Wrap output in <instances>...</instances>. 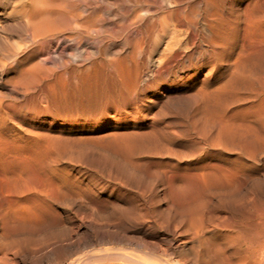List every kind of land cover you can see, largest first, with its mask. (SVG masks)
Instances as JSON below:
<instances>
[{
    "label": "rangeland",
    "instance_id": "obj_1",
    "mask_svg": "<svg viewBox=\"0 0 264 264\" xmlns=\"http://www.w3.org/2000/svg\"><path fill=\"white\" fill-rule=\"evenodd\" d=\"M195 1L197 2L180 0V8L186 6L180 10V48L173 54L167 53L170 58L167 57L160 65L161 59L158 56L166 54L162 48V52L159 49L160 52L153 53L154 60L147 53V64L145 63L143 70L139 72L137 68L131 67L124 71L128 73L126 78L123 75L125 82L116 72L102 65L92 66L91 71L80 67L79 72L85 71L84 73H79L78 67L75 69L78 77L76 73H72L75 70L56 64L59 62L58 55H53L44 63L48 66L51 63L54 69L50 73H55L51 75L54 78L59 76L60 67V73L65 74L60 76H64L65 80L69 78L67 84H64L63 78L48 80V83L46 80H38L40 83L36 80L27 83L20 80V84L17 73H20L24 63L13 59L18 56L0 64V175L1 178L9 174L14 176L4 177V180L8 179L6 182L0 180V195L4 193L3 198H17L18 202H14V205L10 203L13 198L4 200L0 196V209L4 207L5 212V209L7 211L12 207L9 212L0 211V218L3 217V220L0 219V241L3 237L4 240L9 239V242L17 241L21 249L15 256L17 264H141L120 259L118 251L123 250L121 245L124 249L130 246L121 240V236H133L136 234L131 231L135 227L133 224L139 221L149 223L150 219L158 222V229H149L150 240L159 241V253L173 264H264V119L258 113L259 108H264V35L261 32L264 31V0H208L206 6H198L197 3V7L194 6ZM215 2L222 4V7ZM188 5L193 11L197 9V13L206 9L207 16L200 12V18L204 16L207 19H203L209 21L205 22L209 33L207 30H203L204 33L199 30L196 34L191 31L190 19L195 20L196 13L189 11L191 8ZM218 8L223 10L220 11L222 14L218 12ZM207 9L215 13L216 17L213 14L211 16ZM0 10L2 25L6 14H3L1 6ZM220 14H224V18ZM252 21L253 24L257 23L259 31ZM213 22L219 26L213 25ZM209 24L213 26L210 27ZM251 24V30L255 29L254 32L258 35L261 33L260 37L252 35L248 29ZM213 28L217 29V34ZM251 35L253 39L250 40ZM205 38L210 39V42ZM184 39L188 41L183 42ZM243 41L245 45H242ZM255 44L260 48L263 45L260 49L255 48ZM249 45H253L255 50ZM256 49L261 50L258 55L255 53L258 52ZM235 50L237 53L246 51L247 55H243L253 58L246 61L245 56L239 57L242 52L237 54ZM232 60H236L234 64ZM167 61L172 62L169 64ZM236 63L243 64L239 66L243 71L232 66H238ZM21 64L22 67H19ZM159 66L161 70L157 71ZM135 71L139 73L136 74ZM231 71L233 76H229ZM234 71L239 74L234 75ZM75 75L78 78H74ZM14 76L18 77L15 81ZM127 79L132 84L136 81L138 83L133 86ZM29 82L33 85L26 86ZM131 85L134 88L129 89ZM258 86L263 87L262 93ZM131 89H135V92ZM256 89H260V92L255 91ZM256 95L261 96L257 98ZM227 112L235 115V122L240 118L235 130L237 128L238 131L239 125L240 129L244 128L243 124L246 122L243 135H239L240 129L239 134L233 130L237 134L235 136L230 135L232 132L225 134L220 128L221 132L218 133L217 126H220L216 119ZM244 114L247 116L245 122L241 119H244ZM212 122H215L216 127ZM247 122L253 126L249 128ZM247 127L250 130H246ZM216 130L221 135L220 141ZM221 133L231 137L226 138ZM212 134L218 137L215 138L216 141ZM20 158L29 161L34 165L33 168L38 167L36 175L40 173L37 180L33 179L36 183L33 184L34 181L31 180L26 181L27 186L25 183L21 186L24 187V192L19 188L24 174L20 173L22 177L11 169V165L24 161ZM15 174L19 176L15 177ZM15 178L22 180L18 182ZM25 178L24 180H29ZM8 181H12L13 185L14 182L19 184V187H14L23 193L14 191L13 185L9 186L13 191L8 189ZM40 181L42 184H39ZM4 183L7 184L1 185ZM28 186L26 191L25 187ZM46 186L48 191L45 190ZM57 188L60 189L59 195L55 192ZM7 190L12 192H5ZM50 190L51 193L54 190L55 198L53 193V198L50 197ZM29 198L33 200L30 201ZM18 199L25 204L22 205ZM33 201L39 204L35 207L32 205ZM7 203V208L11 204L8 209L4 205ZM12 205L19 209L15 207L14 210ZM175 217L184 218L193 231L205 229L204 233L201 232V242L198 237H193L192 232L181 233L180 226H175ZM2 221L5 222L4 225ZM171 228L174 229L171 231ZM133 237L139 240L138 235ZM33 242L36 244L32 246L30 243ZM149 247L152 246L143 243V249ZM27 249H31L34 255L29 254V257Z\"/></svg>",
    "mask_w": 264,
    "mask_h": 264
},
{
    "label": "bare ground",
    "instance_id": "obj_2",
    "mask_svg": "<svg viewBox=\"0 0 264 264\" xmlns=\"http://www.w3.org/2000/svg\"><path fill=\"white\" fill-rule=\"evenodd\" d=\"M186 0H184L185 2ZM188 1V0H187ZM210 1V0H209ZM213 1V0H212ZM218 1V0H217ZM221 1V0H220ZM219 1V2H220ZM224 1V0H223ZM183 1H181L182 3ZM192 2V1H191ZM194 2V0H193ZM196 2V1H195ZM214 2V1H213ZM231 2V1H230ZM189 3V2H188ZM198 3V6L201 5V4H207L208 3V0H197L196 3H194V6H196L195 4ZM217 3V2H215ZM224 3V2H223ZM185 4V3H184ZM205 4V6H206ZM220 4V3H219ZM217 3V5H219ZM187 5V4H186ZM0 6L1 8L3 9V14H6V18H4V22L0 25V64H4V62L7 60V59H11L13 56H18L17 58H13V59H16L17 62H20V63H24L23 65V68H21V70L19 71L20 73H17L18 74V77L20 78L18 80V82L20 83V80H25V82L27 83V81H38V80H46V83H48L47 81L48 80H53V79H61L63 78L64 76H60V67H58V70H59V73L58 75L60 76H54L52 77L51 75L55 74V73H52L53 72V69L52 68L53 66L49 64L46 65L44 62H46V60H48L49 58H51L53 55H58V60L59 62L56 63V60L54 63L58 64L60 63L62 65V67L64 68H71L73 70H75L76 68L79 67V70L78 72L80 71V67H84L86 69H82V70H88L92 69V66H103V67H106V68H110L111 70H113L114 72H116V74H118V77H120V79H123L124 81V74H125V78L128 77L126 74H128L127 72L125 73L124 71L127 69H130L131 67H135L137 68L136 70L140 72V70H143L144 69V65H145V61H146V54L147 53H150L149 54V57L154 60L152 58L153 56V53H155L156 51H159V49L161 50V48L163 49V52L166 53L165 55L163 54V56L160 57L158 56L160 60V63L158 65H160L162 63V61L164 62L165 59L168 57V54H173L174 52H176V50H178L180 48V42H181V35H180V10H183L186 6L184 5V8H180V0H0ZM183 6V4H182ZM190 6V5H188ZM192 6V4H191ZM190 6V10L189 11H193L192 7ZM204 6V5H203ZM202 6V7H203ZM222 7V4L219 5V7ZM231 6V5H230ZM197 7V6H196ZM208 7V6H207ZM210 7H211V4H210ZM213 7V6H212ZM235 7V6H234ZM200 9H202L200 7ZM213 9V8H212ZM229 9V8H228ZM196 11H193L195 12V16L194 18L196 17V19H190L192 22L190 23V26L189 28L191 29V31L196 34L200 31L203 32V30H207L209 27H207L208 25H206L205 21L207 18L202 16L203 18H200L201 16V13L202 11H199L197 9H195ZM208 10V9H207ZM215 10V9H214ZM218 12L220 11H223L221 9L218 8ZM1 11V10H0ZM206 11V9H205ZM202 12V13H205ZM209 11V10H208ZM216 11V10H215ZM210 12V11H209ZM227 12V11H226ZM225 12V13H226ZM233 12V11H232ZM236 13V11H234ZM239 12V11H238ZM189 13V12H188ZM211 16L213 14V17L215 15L216 17V14L215 13H212L210 12ZM217 13V11H216ZM221 13V12H220ZM231 13V12H230ZM190 14V13H189ZM192 14V12H191ZM222 14V13H221ZM220 14V15H221ZM246 14V13H245ZM187 15V14H186ZM204 15V14H203ZM218 15V14H217ZM224 15V14H223ZM223 15H221L223 17ZM237 15V14H236ZM248 15V13L246 14ZM205 16L206 13H205ZM211 16L209 18H211ZM189 17V16H188ZM188 17H187V20H188ZM191 17V16H190ZM189 17V18H190ZM230 17V16H229ZM239 18V16H237ZM247 17V16H246ZM248 17L251 19V16L248 15ZM193 18V17H192ZM221 17H219L220 19ZM224 18V17H223ZM264 18V17H263ZM215 19V18H214ZM229 19V18H228ZM240 19V18H239ZM2 20V21H3ZM194 20V21H193ZM212 20V19H210ZM217 20V18L215 19ZM225 20V19H223ZM252 20L254 21V18L252 17ZM256 20V18H255ZM189 21V20H188ZM219 21V20H218ZM227 21V20H226ZM249 21V20H248ZM247 21V22H248ZM253 21L251 22L253 24ZM209 22V21H208ZM224 22V21H223ZM232 22V21H231ZM246 22V23H247ZM257 22V21H256ZM260 22V21H258ZM221 23V22H220ZM219 23V24H220ZM227 23V22H226ZM241 23V22H240ZM245 23V22H244ZM250 23V21H249ZM182 24V23H181ZM208 24V23H207ZM213 25L215 24L214 22L212 23ZM212 24H209L212 25ZM233 24V22H232ZM231 24V25H232ZM238 24V23H237ZM235 23V25H237ZM252 24L251 26H249L248 29H250V32L252 33V35L254 37H260L261 36V33H259L258 31L260 30L259 27L257 28L256 24L257 23H254L253 25L257 28V32L259 33V35L254 32V30L252 31L251 28H252ZM185 25V24H184ZM212 25V26H213ZM217 24H215L216 26ZM225 25V24H224ZM223 25V26H224ZM233 25V26H235ZM247 26V24H245ZM250 25V24H249ZM187 26V25H185ZM210 26V27H212ZM219 26V25H217ZM232 26V27H233ZM238 26V25H237ZM237 26H236V29H237ZM251 27V28H250ZM187 28V27H186ZM220 28V27H219ZM218 28V29H219ZM244 28H247V27H244ZM215 28H213V31H215V34L217 29L214 30ZM221 29H222V25H221ZM224 29V27H223ZM239 29V28H238ZM247 29V30H248ZM212 30V28H211ZM220 30V29H219ZM212 31V32H213ZM223 30H221L220 32H222ZM225 31V29H224ZM231 31V30H230ZM237 31V30H236ZM239 31V30H238ZM246 31V30H245ZM244 31V35L246 34ZM249 31V30H248ZM256 31V30H255ZM208 32V30H207ZM219 32V33H220ZM256 33V34H253ZM263 32V35H264V31H261ZM206 33V32H205ZM209 33V32H208ZM223 33V32H222ZM234 33V32H233ZM249 33V32H248ZM214 34V33H213ZM212 34V35H213ZM231 34V33H230ZM242 34V35H243ZM207 35V33H206ZM222 35V34H221ZM223 35L225 36L226 34L223 33ZM251 35V36H252ZM258 35V36H257ZM196 36V35H194ZM208 36V35H207ZM210 36V35H209ZM218 36H220L218 34ZM229 36V35H228ZM253 36L250 37V40L251 38L253 39ZM211 37V36H210ZM216 37V36H215ZM248 37V36H247ZM246 37V38H247ZM191 38V37H190ZM196 38V37H195ZM198 38V37H197ZM221 38V36H220ZM230 38V37H229ZM243 38V37H242ZM262 38H264V36H262ZM193 39V38H192ZM208 40V38H205ZM257 40H260L259 38H256ZM255 39V40H256ZM185 40L187 39H184L183 42H185ZM195 40V39H194ZM200 40V39H198ZM227 40V39H226ZM245 40V39H244ZM254 40V41H255ZM31 41V43H30ZM188 41V40H187ZM186 41V43H188ZM218 41V39H217ZM233 41V39H232ZM235 41V40H234ZM192 42V40H191ZM198 42V41H196ZM210 42V41H209ZM212 42V41H211ZM245 41H243L244 43ZM253 42V41H252ZM250 42V44L252 43ZM257 42V41H256ZM263 42H264V39H263ZM201 44V41L199 42ZM218 43V42H217ZM225 42H223L224 44ZM242 45H245V43ZM255 43V42H253ZM252 43V44H253ZM257 43H262V42H257ZM185 44V43H184ZM193 44V43H191ZM189 45V46H192V45ZM199 44V45H200ZM216 44V42H215ZM220 44V43H219ZM226 44V43H225ZM258 44V45H259ZM183 45V44H182ZM186 45V44H185ZM194 45V44H193ZM203 45V44H201ZM218 45V44H217ZM221 45V44H220ZM262 45L261 44V48H262ZM187 46V45H186ZM188 46V47H189ZM205 46V45H204ZM241 46V45H240ZM239 46V47H240ZM247 46V45H246ZM249 46H252V48L254 49V46L253 45H249ZM257 44H255V48H260V46H257ZM187 47V48H188ZM194 47V46H193ZM215 47V46H213ZM219 47V46H218ZM264 47V45H263ZM183 48V46L181 47ZM200 48V47H199ZM210 48V47H209ZM260 48V49H261ZM190 49V48H189ZM192 49V48H191ZM196 49V48H195ZM198 49V48H197ZM206 49V48H204ZM217 49V48H216ZM233 49V48H232ZM252 49V51H253ZM260 49H256L258 50V52H255L257 53V55L260 53L259 50ZM264 49V48H262ZM188 50V49H187ZM202 50V49H201ZM227 50V49H226ZM255 50V49H254ZM212 53H213V50H211ZM236 51V50H235ZM261 51V50H260ZM263 51V50H262ZM160 52V51H159ZM162 52V50H161ZM188 52V51H187ZM191 52V51H190ZM193 52V51H192ZM191 52V53H192ZM196 52V51H195ZM199 52V50H198ZM210 52V51H209ZM220 52V51H219ZM242 52V51H241ZM239 52V53H241ZM168 53V54H167ZM202 55H204L203 53L204 52H201ZM206 53V52H205ZM234 53V52H233ZM232 53V54H233ZM237 53V51H236ZM237 53V54H239ZM244 53H246L247 55V52L245 51ZM243 52L241 54H239V57L241 56H245L246 58V55H243L244 54ZM264 53V52H263ZM263 53H261L260 55H263ZM160 54V53H159ZM162 54V53H161ZM182 54V53H181ZM198 54V53H197ZM195 53V55H197ZM211 54V52H210ZM214 54V53H213ZM212 54V55H213ZM229 54V53H228ZM237 54H236V57H237ZM183 55V54H182ZM182 55L180 57H182ZM189 55V54H188ZM217 55V54H216ZM241 55V56H240ZM177 56V55H176ZM210 56V55H209ZM215 56V55H214ZM222 56V55H221ZM219 56V57H221ZM225 55H223L224 57ZM249 56V54H248ZM154 57V56H153ZM157 57V56H156ZM173 57V56H172ZM171 57V58H172ZM202 57V56H201ZM200 57V58H201ZM216 57V56H215ZM231 57V56H229ZM251 56L247 57L246 58V61L247 59H249ZM260 57V56H259ZM170 58V57H168ZM183 58V57H182ZM228 58V57H227ZM234 58V56H233ZM244 58V57H243ZM242 58V59H243ZM245 58L243 59L245 61ZM253 58V57H251ZM250 58V59H251ZM9 59V60H10ZM12 59V60H13ZM148 59V58H147ZM180 59V58H179ZM195 59V58H194ZM216 59V58H215ZM223 59V58H221ZM229 59V58H228ZM235 59V58H234ZM233 59V60H234ZM239 61H241V58H238ZM11 60V61H12ZM157 60V59H156ZM170 60V59H169ZM201 60V59H200ZM226 60V59H225ZM224 60V61H225ZM231 60V59H230ZM232 60V63L235 61ZM159 61V60H158ZM195 61V60H194ZM216 61V60H215ZM223 61V60H222ZM238 61V60H237ZM13 62V61H12ZM49 62V61H48ZM156 62V61H154ZM169 63V61H167ZM172 62V61H171ZM170 62V63H171ZM181 62V61H180ZM186 62V61H185ZM214 62V61H213ZM227 62V60H226ZM229 62V61H228ZM8 63V62H7ZM15 63V62H13ZM12 63V64H13ZM26 63V64H25ZM150 63V62H149ZM169 63V64H170ZM174 63V61H173ZM172 63V65H173ZM190 63V61H189ZM231 63V62H230ZM231 63V64H232ZM233 63V64H234ZM11 64V63H10ZM147 64V63H146ZM213 64V63H212ZM238 64V63H236ZM242 63H240L241 65ZM16 65V64H15ZM178 65V64H177ZM191 65V64H190ZM238 64L237 65H232L233 67L236 66L238 68V71H239V66ZM243 65V64H242ZM14 66V65H13ZM181 66V65H179ZM229 66V65H228ZM18 67V66H16ZM19 67H22V64L21 66ZM55 67V66H54ZM90 67V68H89ZM146 67V66H145ZM164 68V65L162 66ZM167 67V66H166ZM165 67V68H166ZM204 67V66H203ZM210 67V65H209ZM236 67L234 68V70H236ZM241 67V66H240ZM62 68V69H63ZM96 68V67H95ZM100 68V67H99ZM153 68V67H152ZM157 68V66L155 67ZM160 69H157L158 70H161V67L159 66ZM176 68V67H175ZM224 68V67H223ZM18 69V68H17ZM52 69V72L50 73V70ZM56 69V67H55ZM98 69V67H97ZM151 69V68H150ZM154 69V68H153ZM171 69V68H170ZM195 69V67H194ZM211 69H214V68H211ZM231 69V68H230ZM245 69V68H244ZM66 70V69H64ZM63 70V71H64ZM105 70V69H104ZM108 70V69H107ZM179 70V69H178ZM228 70V69H227ZM233 70V68H232ZM241 71H243V69L241 68L240 69ZM246 70V69H245ZM244 70V71H245ZM250 71V69H248ZM61 71V72H63ZM77 70H75V72H72V73H76ZM89 71V70H88ZM106 71V70H105ZM130 71V70H128ZM147 71V70H146ZM149 71V70H148ZM155 71V70H153ZM208 71V70H207ZM210 71V70H209ZM229 71V70H228ZM83 72V71H81ZM79 72V73H81ZM85 72V71H84ZM83 72V73H84ZM109 72V71H108ZM112 72V71H111ZM113 72V73H114ZM124 72V73H123ZM136 72V71H135ZM139 72H136V74H138ZM161 72V71H160ZM172 72V71H171ZM236 72V71H234ZM68 72H66L67 74ZM87 73V72H86ZM85 73V74H86ZM89 73V72H88ZM87 73V74H88ZM107 73V72H106ZM113 73H110L113 74ZM130 73V72H129ZM147 73V72H146ZM145 73V74H146ZM163 73V72H162ZM208 73V72H207ZM212 73V72H211ZM229 76H233V71L229 72ZM243 73V72H242ZM241 73V74H242ZM246 72H244L245 74ZM64 74V72L62 73ZM61 74V75H62ZM86 74V75H87ZM115 74V75H116ZM131 74V73H130ZM133 74H134V70H133ZM131 74V76L133 75ZM150 74V72H149ZM165 74V72H164ZM178 74V72H177ZM239 73L236 72V74L234 75H237ZM238 75L239 77L241 76ZM65 75V74H64ZM69 75V74H67ZM76 75H78L76 73ZM73 76L74 78H78L77 76ZM84 74H82L83 76ZM148 75V74H146ZM243 75V74H242ZM247 75V73L245 74ZM262 75V74H261ZM173 76V75H172ZM171 76V77H172ZM244 76V75H243ZM264 76V74H263ZM15 77V79H14ZM12 79H14L13 81L16 80V77L17 76H14ZM17 77V79H18ZM66 77V76H65ZM81 77V76H80ZM85 77V75H84ZM110 77H113L110 76ZM135 77V74L134 76H132V78ZM137 77V76H136ZM149 77V75H148ZM147 77V78H148ZM176 77V76H175ZM68 78V77H67ZM66 78V79H67ZM72 78V77H70ZM115 78V77H114ZM117 78V76H116ZM130 78V79H132ZM65 81L64 84H67L68 82H66L67 80H69V78L67 80H65V78H63ZM81 79V78H80ZM79 79V80H80ZM87 79V78H86ZM85 79V80H86ZM113 79V78H112ZM130 79H127V80H130ZM137 80V78H135ZM134 79V80H135ZM145 79V77H144ZM172 79V78H171ZM72 80V79H70ZM126 80V79H125ZM133 80V79H132ZM133 80V81H134ZM143 80V78H142ZM261 80V79H259ZM35 81V83H36ZM41 81V82H42ZM54 81V80H53ZM78 81V80H76ZM84 81V80H83ZM112 81V80H111ZM120 81V80H119ZM118 81V82H119ZM122 81V82H123ZM139 81V80H138ZM40 83V81H38ZM82 82V81H81ZM125 82V81H124ZM131 82V80L129 81V83ZM137 82V81H136ZM135 82V83H136ZM140 82V81H139ZM22 83V82H21ZM20 83V84H21ZM45 83V81H44ZM43 83V84H44ZM76 83V82H75ZM120 83V82H119ZM133 82L130 83L134 86L135 84ZM138 83V82H137ZM181 83V82H180ZM260 83V82H259ZM258 83V84H259ZM30 84V82L26 85L28 86ZM31 84L33 85V83L31 82ZM30 84V85H31ZM38 84V83H37ZM36 84V85H37ZM41 84V85H43ZM53 84V82H52ZM63 84V83H62ZM46 85V84H45ZM49 85H50V82H49ZM47 84V86H49ZM56 85V84H55ZM126 87H127V82H126ZM131 85L130 88H134L133 86ZM136 85V84H135ZM178 85V84H177ZM261 85V83H260ZM259 85V86H260ZM52 86V85H50ZM130 86V85H129ZM260 89H256L255 91H261V93L263 92L262 88L264 87V85H262L263 87H259ZM178 88V87H177ZM202 88V87H201ZM200 88V89H201ZM203 89V88H202ZM135 90V89H134ZM131 89V91H134ZM259 91V92H260ZM135 92V91H134ZM258 92V93H259ZM257 94V93H256ZM257 96V95H256ZM261 96V95H259ZM257 96V98L259 97ZM263 96V99H264V95L262 94ZM262 99V97H260ZM262 99V100H263ZM258 100V99H257ZM256 100V101H257ZM260 100V102L262 101ZM259 102V101H258ZM256 103V102H255ZM263 105H264V101H262ZM257 104V103H256ZM255 104V105H256ZM261 104V103H260ZM254 105V106H255ZM258 105V104H257ZM261 106V105H260ZM253 107V106H252ZM262 108V106H261ZM247 109V108H246ZM255 109H258L257 107ZM254 110V109H253ZM252 110V111H253ZM260 111H258V113L260 112L262 114V117L264 119V108L263 109H260ZM255 111V110H254ZM233 112H236L233 111ZM242 112V111H241ZM249 112V111H248ZM232 112H230L231 114ZM238 113V112H237ZM244 113H247V112H244ZM251 113V112H250ZM257 113V112H256ZM228 112L227 114H224L222 116H220L221 114H218L220 117H218L216 120H217V123L219 124L220 127L217 126V130H222L225 134H230L229 132H232V134L230 135H234L236 134V132L239 131L240 129V125H239V128H238V131H237V128L236 130L234 129L235 128V125L236 123L238 124V121H239V116H238V121L235 122V119L236 117H234L235 115H230ZM243 114V112L241 113ZM248 114V113H247ZM237 115V114H236ZM239 115V114H238ZM245 115V114H244ZM244 115H241L242 117ZM217 115H215L216 117ZM255 116V115H254ZM254 116H253V119H254ZM257 116V115H256ZM261 116V115H260ZM251 117V116H250ZM261 117V118H262ZM245 118H247V116L245 115L244 119L241 118L243 120V122H245ZM260 119V118H259ZM237 120V118H236ZM247 121V120H246ZM249 121H252V119L250 120L249 118ZM258 121V120H257ZM255 121V122H257ZM216 122V121H215ZM215 122H212L214 123L213 126H215ZM264 121L262 120V123ZM216 123V125H217ZM242 122H239V124H241ZM246 123V122H245ZM243 124V125H247V124ZM248 123V122H247ZM258 123V122H257ZM252 124V123H251ZM250 122L248 123V126L250 128V126H253V124L251 125ZM238 126V125H237ZM244 126V128H245ZM257 126V125H255ZM262 126V125H260ZM216 127V126H215ZM214 127V128H215ZM243 127H241V132L239 134V132L237 134L239 135H243L242 133V130L244 129ZM248 128V127H247ZM246 129V130H250V129ZM264 128V127H262ZM217 130H216V135L219 137H221L220 134V130H219V134H217ZM233 130H235L233 132ZM264 130V129H263ZM244 131V130H243ZM252 131V130H251ZM215 132V131H214ZM224 133H221V134H224ZM242 133V134H241ZM214 134V133H213ZM212 134V137L214 136ZM224 134V135H225ZM236 134V135H237ZM217 136H214V141H216L215 138H218ZM235 136V135H234ZM211 137V138H212ZM220 137L218 138V140L220 139ZM226 137V135H225ZM227 137H231V136H228ZM226 137V138H227ZM237 137V136H236ZM240 137V136H239ZM212 138V140H213ZM223 138V137H222ZM97 140V139H96ZM221 140V139H220ZM219 140V141H220ZM217 141V142H219ZM216 142V143H217ZM218 146V145H217ZM248 153V152H247ZM12 159V158H11ZM22 160H24L23 158H20ZM6 160V159H5ZM17 160V159H15ZM27 160V159H26ZM19 161V160H18ZM17 161V162H18ZM21 161V160H20ZM11 162V161H10ZM9 162V163H10ZM29 161H22L21 163L17 164V165H11V169L13 171H16L17 173H21V174H24L25 177H28V178H25L23 177V175H21L23 177V183L21 184L19 182V180H22V179H19L17 180L15 178V180H17L19 182V184H15L14 182V185L18 186L21 190L23 189V192L25 191L24 187L22 188L21 186L24 184L27 186L26 184V181H34L37 180L36 178L37 174L36 175V171L37 170V166L33 168V166L30 164V162L28 163ZM15 164V162H13ZM32 163V162H31ZM8 164V163H7ZM33 164V163H32ZM42 165V164H41ZM217 165V164H216ZM220 165V164H219ZM5 166V165H4ZM3 166V167H4ZM213 166V165H212ZM41 167V166H40ZM10 168V167H9ZM216 168V167H215ZM43 169V168H42ZM211 169V168H210ZM3 171V170H2ZM7 171V169L5 170ZM199 171V170H198ZM9 174V171H7ZM46 172V171H45ZM43 172V173H45ZM202 172V171H201ZM205 172V171H204ZM5 173V172H4ZM3 173V174H4ZM11 173V172H10ZM38 173V172H37ZM195 173V171H194ZM6 174V173H5ZM47 174V173H45ZM62 174V173H61ZM196 174V173H195ZM202 174V173H201ZM10 175V174H9ZM7 175V176H9ZM12 175V174H11ZM10 175V177H11ZM48 175V174H47ZM203 175V174H202ZM3 176V175H2ZM7 176H3V178H1V175H0V180H4V177L7 178ZM13 176V175H12ZM19 175H16L15 174V177H17ZM50 176V175H48ZM14 177V176H13ZM47 177V176H46ZM234 177V176H233ZM5 178V179H6ZM20 178V177H19ZM25 179H29V180H24ZM48 178V177H47ZM63 177H61L62 179ZM65 178V177H64ZM35 179V180H33ZM51 179L52 176H51ZM230 179V178H229ZM8 180V179H6ZM6 180L2 181V182H6ZM14 180V181H15ZM221 180V179H220ZM226 180V179H225ZM25 181V182H24ZM60 181V180H59ZM58 181V182H59ZM231 181V180H230ZM1 182V181H0ZM9 182V181H8ZM7 182V183H8ZM11 182V183H10ZM8 183V185H6L5 183L4 184H1V185H6L8 189H10L13 185L12 184V181H10ZM39 182V181H38ZM52 182V181H51ZM187 182V181H186ZM17 183V182H16ZM31 183V182H30ZM29 183V184H30ZM65 183V182H63ZM224 183V182H223ZM230 183V182H228ZM10 184V185H9ZM39 184H42L41 181ZM39 184H37L39 186ZM55 184V183H54ZM13 185V187H14ZM32 185V184H30ZM44 185V184H43ZM42 185V186H43ZM62 186V184H60ZM231 185V184H230ZM5 186V187H6ZM9 186H11L9 188ZM41 186V187H42ZM64 186H66V184H64ZM229 186V184H228ZM227 186V187H228ZM1 187V186H0ZM36 187V185H35ZM45 187V186H44ZM43 187V188H44ZM58 187V186H57ZM67 187V186H66ZM226 187V188H227ZM18 188V189H19ZM27 188L26 191L29 189V186L28 187H25ZM63 188V187H62ZM222 188V187H221ZM2 189V188H1ZM6 189V188H4ZM12 189V188H11ZM14 191L16 190V187L13 188ZM12 189V191H13ZM19 189V190H20ZM51 189V188H50ZM65 190V187L63 188ZM62 189V190H63ZM20 190V192H18L16 190V192H18L19 194L20 193H23L22 191ZM44 190V189H43ZM47 190V186H46V189ZM49 190V189H48ZM47 190V191H48ZM58 190V191H57ZM57 190L55 191L57 193V195H59V190L57 188ZM61 190V192H62ZM12 191H5V192H12ZM52 190H50V193H51ZM3 192V190L1 191ZM15 192V193H16ZM33 192V191H32ZM31 192V193H32ZM46 192V191H44ZM43 192V193H44ZM54 190H53V194L55 193ZM60 192V193H61ZM34 193V192H33ZM32 193V194H33ZM52 193L50 194V197L53 198ZM65 193V191H64ZM2 194V193H1ZM14 194V192H13ZM26 194V193H25ZM49 194V192H48ZM73 194V193H72ZM185 194V193H184ZM27 195V194H26ZM30 196H32L31 194H29ZM47 195V193H46ZM56 194H54V198L56 197L55 196ZM62 195V194H61ZM4 196V193L3 195H0ZM24 196V195H23ZM29 196V197H30ZM35 197V195H33ZM64 196V195H63ZM17 197V196H16ZM38 197V196H37ZM49 196L47 198H50ZM10 197H5L3 198L4 200L5 199H9ZM13 198V199H11ZM11 201L10 203L11 204H14V202H16V199H14V197H11ZM33 198V197H31ZM36 198V197H35ZM50 198V199H51ZM1 199V197H0ZM23 199V198H22ZM34 199V198H33ZM31 199V200H33ZM44 199V198H43ZM28 200V198H27ZM30 200V198H29ZM30 200V201H31ZM36 200V199H35ZM41 200H42V196H41ZM40 200V201H41ZM44 200H47V199H44ZM3 201V200H2ZM18 201H20V203L22 202L20 199H18ZM29 201V202H30ZM37 201V200H36ZM38 200V202H40ZM5 202V201H3ZM9 202V200H8ZM28 202V201H26ZM35 201H33L32 205L33 206H37V202L36 205H34ZM6 203V202H5ZM9 203V204H10ZM18 203V202H16ZM19 203V204H20ZM24 203V202H23ZM23 203H21L22 205H24ZM11 204L9 205V207L11 206ZM42 204V203H41ZM41 204H40V207L41 208ZM0 205L1 202H0ZM5 207L8 206V203L7 205L4 204ZM12 205V206H14ZM2 207V206H1ZM8 207V208H9ZM16 206L13 207L14 210ZM20 207V205H19ZM7 208V207H6ZM7 208V209H8ZM17 209L18 206L16 207ZM21 208V207H20ZM38 208V207H37ZM38 208V209H39ZM4 209V207H3ZM3 209H0V211H3ZM12 210V207L9 208ZM8 209V210H9ZM7 210V211H8ZM13 210V211H14ZM6 209H5V212H7ZM12 211V212H13ZM4 212V211H3ZM4 212V213H5ZM9 212V211H8ZM21 213V212H19ZM1 214V213H0ZM9 214V213H8ZM7 214V215H8ZM11 214V213H10ZM9 214V215H10ZM16 215H18L17 213H14ZM3 216V215H2ZM12 216V214L10 215V217ZM14 216V215H13ZM182 216V215H181ZM1 217V216H0ZM6 219L8 220V217L5 216ZM3 218V217H2ZM0 218V219H2ZM12 218H15V217H12ZM11 219V218H10ZM175 219L174 223H175V226H177L179 228L180 226V231L181 233H193L194 236L193 237H198L199 241H200V236H201V232L204 233L205 232V229L201 228L202 230H192L190 228V225L188 223H186V220L184 218H179L177 219L176 217L173 218ZM3 220V219H2ZM5 220V219H4ZM7 220L6 223H7ZM12 220V219H11ZM16 221L17 219H13V221ZM144 220V219H143ZM260 221V219H259ZM2 225H4V221H2ZM173 223V224H174ZM194 224V223H193ZM6 225V224H5ZM135 227L132 228L131 231H133L134 233L136 234H133V236L135 235H138L139 236V240L135 239L132 235L131 236H126V235H122L121 236V240L122 241H125L126 243L130 244L129 247L126 246V248L124 249L123 245L122 246V251H118L119 255H120V259L124 260V261H127V262H132V263H144V264H173L171 263V261L167 258H165L163 255H161L158 251V240L157 241H152L150 240V231L149 229L152 228L154 230L158 229V222L155 221V220H149V223H146L144 221H139L138 223L136 224H133ZM205 225V224H204ZM66 226V225H65ZM173 227V226H172ZM174 228H171V231L173 230ZM68 231V230H67ZM66 231V232H67ZM170 231V232H171ZM175 231V230H174ZM68 233V232H67ZM180 233V234H181ZM64 234V233H63ZM63 234L61 237H63ZM192 234V235H193ZM68 235V234H67ZM189 235V234H188ZM203 235V234H202ZM66 236V235H65ZM64 236V237H65ZM158 237V236H157ZM156 237V238H157ZM4 238V237H3ZM3 238H1L2 240L0 241V264H17L16 263V258L15 256L19 254V250L20 249V246L17 245V241L16 242H9L10 240L7 239V240H4ZM30 240V239H29ZM5 241V242H4ZM7 241V242H6ZM34 241V240H33ZM67 241V239H66ZM28 242V241H27ZM62 242V241H61ZM201 242V241H200ZM20 243V242H19ZM55 243V241H54ZM143 243L146 244V245H151L152 247H149V249H143L142 246H143ZM25 245V243H23ZM32 246L36 243L33 242L30 243ZM63 247H65V242H63ZM201 244V243H200ZM30 245V246H31ZM29 246V245H27ZM31 246V247H32ZM160 246V245H159ZM22 248V247H21ZM26 248V247H25ZM24 248V249H25ZM29 249V248H28ZM27 249V253L28 256L29 254L30 255H34V252L30 249L28 250ZM33 249V247H32ZM264 250V249H262ZM107 252V251H105ZM113 252V251H112ZM24 253V251H23ZM94 253V252H93ZM96 253V252H95ZM104 253V252H103ZM111 253V252H110ZM116 253V252H115ZM12 254V255H11ZM21 254V253H20ZM59 254V253H58ZM91 254V253H89ZM102 254V253H101ZM87 255V254H86ZM21 256V255H20ZM93 256V255H92ZM30 257V256H29ZM26 259V257H23ZM28 258V257H27ZM50 258V257H49ZM48 258V259H49ZM24 260V261H25ZM32 260V259H30ZM34 261V259H33ZM37 261V260H36ZM66 261V260H64ZM84 261V260H83ZM76 262V260H75ZM79 262V260H78ZM20 263V262H19ZM67 263V262H66ZM62 264V262H61ZM65 264V263H64ZM67 264H72L71 263H67Z\"/></svg>",
    "mask_w": 264,
    "mask_h": 264
}]
</instances>
